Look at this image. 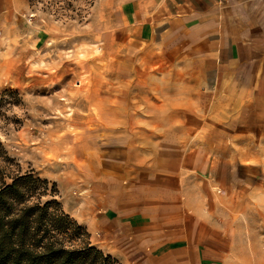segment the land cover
Segmentation results:
<instances>
[{"label":"crops","instance_id":"1","mask_svg":"<svg viewBox=\"0 0 264 264\" xmlns=\"http://www.w3.org/2000/svg\"><path fill=\"white\" fill-rule=\"evenodd\" d=\"M30 14L29 0H0V40ZM118 14L102 42L119 93L136 96L119 110L136 115L113 120L63 211L117 264H264L249 225L254 199L264 206V0L125 2Z\"/></svg>","mask_w":264,"mask_h":264},{"label":"rangeland","instance_id":"2","mask_svg":"<svg viewBox=\"0 0 264 264\" xmlns=\"http://www.w3.org/2000/svg\"><path fill=\"white\" fill-rule=\"evenodd\" d=\"M29 1L28 30L0 40V143L8 173L32 172L54 183L61 204L85 181L103 134L119 129L113 120L136 115L134 107L119 110L122 98L134 104L136 96L119 93L125 88L120 68L102 40L122 3L154 0ZM257 200L249 225L264 238V206Z\"/></svg>","mask_w":264,"mask_h":264},{"label":"trees","instance_id":"3","mask_svg":"<svg viewBox=\"0 0 264 264\" xmlns=\"http://www.w3.org/2000/svg\"><path fill=\"white\" fill-rule=\"evenodd\" d=\"M9 162L0 143V264H117L63 211L54 183L12 176Z\"/></svg>","mask_w":264,"mask_h":264}]
</instances>
